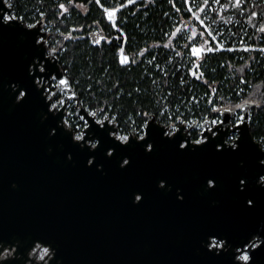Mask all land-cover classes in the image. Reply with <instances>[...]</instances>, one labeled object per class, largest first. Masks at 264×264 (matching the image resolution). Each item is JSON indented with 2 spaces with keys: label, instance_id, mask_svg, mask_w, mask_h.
<instances>
[{
  "label": "snow or ice",
  "instance_id": "snow-or-ice-1",
  "mask_svg": "<svg viewBox=\"0 0 264 264\" xmlns=\"http://www.w3.org/2000/svg\"><path fill=\"white\" fill-rule=\"evenodd\" d=\"M91 3L92 0H89ZM95 5L101 11V18L92 23L99 26L106 22L110 30H115L118 35L113 37L110 33L107 36H101L99 39H93L92 43L100 44L103 40L112 44L118 41L115 48L114 59L121 66L135 64V55H143L148 52V48L139 50V53L129 57L126 54L124 45L127 43V34L120 25V13L129 5L135 4L136 0H94ZM175 8L176 12L181 9L176 7L173 0H168ZM220 4V0H213ZM184 6L189 13V19L197 22L188 24L183 22V26L173 25L170 32H165L167 43L162 44L164 48H172L178 57H187V64L178 65L185 67L186 73L194 81H201L208 86L209 91L205 93L208 99L209 109L214 118L210 120L211 128L207 129V134L198 136L195 140L188 136L181 137L176 123L168 124L169 131L163 128H156L150 124L148 119L143 123L133 126L127 132H119L116 127L109 128L106 125L115 124L116 115H109L105 108H111V104L102 102L99 107L89 106L87 115L94 123L90 124L84 116L79 120L83 124L73 125L70 119L60 112L65 107L63 98L56 99L60 93L52 91L53 87L61 89L62 95L71 99L77 93L72 89V81L67 75L58 71L54 63H46L45 56L51 57L57 52V48L46 47L48 41L41 35V32L47 30L38 27L41 21L36 23H24L25 16L13 14L12 12L0 11V94H5L11 100L16 108H25L38 100L43 111L41 119H51V123L46 129L45 134L52 139L57 136H63L69 145L66 159L71 160L77 152L84 156V163L88 171L103 172L108 165H115L119 173H128L137 165L143 162L157 160L163 150L179 161H186L197 164L194 170L195 180L200 192L206 197L209 208L223 211L225 219L219 223H204L201 226L198 238L197 253L203 258L202 264H264V136L257 142H253L252 137L247 135L248 125L252 122L249 113H237V109H244L248 105L261 107V102L256 99H245L235 103L230 107L223 105L217 106L212 100L217 88L212 87L206 78L205 62L209 54L216 52H235L242 50L248 52L253 50V46L240 41L242 48L226 46V44L217 39L222 35L218 30L214 32L211 25L206 24L200 14L205 13L209 0H202L197 3L196 0H183ZM242 0H229L228 4L220 5L222 8L233 7L239 9ZM3 5L8 9L14 7L12 0H3ZM0 5V8L3 7ZM83 8L82 4H75L74 0H67V3L61 2L56 5L63 16L69 13L70 8ZM41 19L46 18L44 12L39 13ZM167 15V13H165ZM253 16L256 13H252ZM19 21V23L17 22ZM85 26L73 28L72 31H79ZM260 33H264V24L259 28ZM17 35L19 39H16ZM63 35V33H61ZM95 36V33L92 34ZM202 39L201 42H198ZM175 41H183L176 45ZM179 47L182 50H176ZM61 51H66L63 47ZM264 53V47L258 49ZM15 61V71H12V62ZM156 60L153 56L148 61L152 64ZM160 68L159 64L155 65ZM223 67V65H221ZM161 71H164L161 69ZM216 69H211L215 72ZM240 71H243L241 69ZM67 72V68L64 69ZM164 75L168 73L164 71ZM53 81H56L53 85ZM78 85L79 81H75ZM155 83V81H153ZM180 83H185L184 77H180ZM240 83H246L243 76L240 77ZM119 81L113 84L117 88ZM92 84L88 89H92ZM137 92L140 89H136ZM121 90L117 89V97ZM243 92L240 89L236 92L239 96ZM131 95V93H129ZM171 92H169V96ZM196 102L195 97H190ZM223 97H221V100ZM67 111V109H65ZM72 113H69V116ZM137 116H148L147 112L136 113ZM99 116V118H98ZM181 125H187L193 128L197 125V120H192L190 124L181 116L175 118ZM57 121L59 123H57ZM135 125V121H132ZM97 125L99 127H97ZM241 125L244 127L241 128ZM86 129L83 131L81 129ZM249 154H254L255 164L249 160ZM92 157L93 159H88ZM206 157V158H201ZM187 158V159H186ZM201 161H207L200 163ZM227 166L229 172L226 176L223 166ZM150 183L156 193L172 197V202L183 207L188 200V191L183 183L175 182L173 172L166 168H154L149 173ZM228 189L227 202L218 198L226 187ZM124 197L127 202L136 208L142 207L148 198V193L142 187L129 185L125 188ZM40 240L35 244L34 252H42L40 256L43 262L45 257L51 259V264H57L55 257L57 248L50 242L36 237ZM2 240V236H0ZM34 241L29 242V247ZM42 244H48L47 247H41ZM10 247V245H9ZM51 249V252H50ZM0 245V251H4Z\"/></svg>",
  "mask_w": 264,
  "mask_h": 264
},
{
  "label": "water",
  "instance_id": "water-1",
  "mask_svg": "<svg viewBox=\"0 0 264 264\" xmlns=\"http://www.w3.org/2000/svg\"><path fill=\"white\" fill-rule=\"evenodd\" d=\"M0 5H3V0H0ZM0 11L13 12V9L3 5ZM40 21L38 27L44 28L45 18ZM40 34L45 37L46 32ZM16 39H19L18 35ZM46 47L50 50L49 42ZM45 62L54 63L60 73L67 75L57 52L51 57L46 55ZM12 71H15L14 60ZM62 91L55 89L57 93ZM71 91L77 93L73 84L69 96ZM63 98L65 107L60 112L66 115L68 101L76 100L77 115H83L90 124L94 123L87 115V109L80 105L78 93L71 99ZM254 107L248 105L241 110L250 114ZM42 111L38 100L21 109L16 108L7 95L0 94V245L4 249L9 245V248L15 247L14 255L0 258V264H28V261L32 264H51V259L45 263L30 257V250L41 242L36 237L56 246L57 255L53 258L57 264H180L178 261L185 259V255L192 261L196 259L192 252L162 251L155 245L147 247L149 243L143 239L146 235H137L134 229H187L191 231L185 236L188 242L198 243L204 223L224 221L225 213L209 208L208 198L199 190L194 174L197 164L179 161L165 149L157 160L148 162L150 166H141V161L136 171L122 174L114 164L108 165L103 172L99 171L100 165L97 171H88L84 156L79 152L70 161L66 159L69 147L66 138L57 136L52 139L45 134V129L53 121L42 120ZM149 123L166 131L155 114L151 115ZM106 125L117 128L115 124L106 122ZM210 125L209 120L205 121L207 129ZM206 134L207 130L203 135ZM179 135H189L184 131V125L180 126ZM247 135L252 137L253 142L258 141L252 133L251 124L248 125ZM249 160L255 164L254 154H249ZM154 168L172 171L174 183L182 182L190 196L201 199L203 205L199 203L197 212L193 211L180 223L166 214L161 225H155L158 219L153 218L154 222H151L149 216L137 212V226L134 224L132 206L124 197L127 186L144 188L148 193L147 199L172 198L170 194L163 195L153 190L149 173ZM223 168L227 176L229 169L226 165ZM218 198L227 202V185ZM31 241L34 243L29 247Z\"/></svg>",
  "mask_w": 264,
  "mask_h": 264
},
{
  "label": "trees",
  "instance_id": "trees-1",
  "mask_svg": "<svg viewBox=\"0 0 264 264\" xmlns=\"http://www.w3.org/2000/svg\"><path fill=\"white\" fill-rule=\"evenodd\" d=\"M223 1L229 3V0ZM12 2L15 14L25 16V23L35 21L38 15L34 12L37 9L46 14L49 25L45 38L51 48H57L62 68H67V76L73 82L80 100L88 108L99 107L98 102L111 104L112 107H106L105 110L110 116L115 114L125 128L132 127V121H135L133 126L140 125L152 114L161 119L163 117L161 111L166 105H169L174 113H180L179 110H182L184 114L202 115L208 110V99L204 96L209 91L208 86L201 81H194L187 75L185 67H177L187 64V57H178L172 48L161 46L167 43L164 33L170 32L173 25L182 27L184 21L190 25L197 23L189 19L183 0H173L176 7L181 9L180 12H176L168 0H137L135 4L121 11L120 25L127 34L126 52L133 57L140 49L148 48V52L143 55L134 56L137 61L135 64L126 67L114 59L118 41L112 44L103 40L98 45L92 43L93 39H99L109 33L113 37L118 35L115 30L107 27L106 22L99 26L92 23L101 18V11L94 0L91 3L89 0H74L75 4H82L84 7L69 6V13L63 16L59 15L61 10L56 5L61 2L67 3V0H12ZM101 2L104 3V0ZM196 2L201 3L202 0ZM216 10L211 12L206 9V12L200 15L211 25L214 32L218 30L222 33L218 40L224 42L226 46H231L244 38L250 41L251 45L264 46V33L259 32L261 24H264V0H242L239 9L228 7ZM252 13L256 15L253 16ZM231 16L240 17L241 20L231 22ZM220 22L228 23L230 26L226 25V30L221 31L216 27ZM245 22H248L247 26ZM80 25L85 27L79 31H72ZM230 27L233 30H230ZM174 43L180 45L183 41ZM61 47L66 51H61ZM176 50L182 49L177 47ZM153 56L156 60L149 64L148 61ZM156 64H159L160 68H157ZM205 68L209 82L215 81L212 87L217 88L215 100L218 106L234 105L250 98L261 102V107L252 108L250 124L256 140L264 136V53L258 49L249 52L239 50L212 53L205 62ZM213 68L216 69L215 72H211ZM161 69L168 75L165 76ZM241 69L243 71H240ZM181 76L185 81L183 85L180 83ZM241 76L246 83H240ZM75 81H79V84L77 85ZM117 81L119 85L113 88ZM89 84L93 86L91 90L88 89ZM241 87L245 90L239 97L236 92ZM117 89L121 90L119 97L116 95ZM136 89L140 91L137 92ZM190 97H195L196 102ZM137 112H147L148 116H137Z\"/></svg>",
  "mask_w": 264,
  "mask_h": 264
},
{
  "label": "flooded vegetation",
  "instance_id": "flooded-vegetation-1",
  "mask_svg": "<svg viewBox=\"0 0 264 264\" xmlns=\"http://www.w3.org/2000/svg\"><path fill=\"white\" fill-rule=\"evenodd\" d=\"M55 92V91H54ZM60 95H57L55 98L60 99L64 96L62 95V92H58ZM80 105L88 109V106L84 105L82 101L80 100ZM77 101L76 100H70L67 104V111H66V117L70 119V122L75 125L76 123L83 124V121L79 120V117L77 115ZM69 113H72V115L69 116ZM83 116V115H81ZM85 118V117H84ZM99 118V117H98ZM86 119V118H85ZM87 120V119H86ZM115 125L118 128V131L123 133L130 130V127L125 128L122 123L116 118ZM85 131V129H81ZM141 166H150L148 162H141ZM136 171V168L133 169ZM182 183V182H179ZM198 199V202H197ZM203 205L201 199L198 196H190L188 194V200L186 204L183 207L177 206L172 202V198L169 199H147L142 207L132 208V213L134 214L133 220L134 224L137 226V222L135 219V214L143 213L146 216L150 217V221H153L154 219H158L159 221L155 225H161L163 224L165 220L166 214L170 215L171 220H173L176 223H180L185 218H188L190 214L193 211L197 212L198 206ZM134 232L137 235H146L145 242L149 243L147 247H152V245L156 246V249L158 250H169V251H180L183 253H190L192 252L195 256V262L190 260V257H187L185 255V259L179 260L178 262L180 264H202L203 258L200 257L197 253V247L198 243H190L188 242L189 239H186L185 236L191 234V231L187 229H164L162 227H150L148 229L143 228H135Z\"/></svg>",
  "mask_w": 264,
  "mask_h": 264
},
{
  "label": "built area",
  "instance_id": "built-area-1",
  "mask_svg": "<svg viewBox=\"0 0 264 264\" xmlns=\"http://www.w3.org/2000/svg\"><path fill=\"white\" fill-rule=\"evenodd\" d=\"M207 10L211 11V12L216 10V3H214L213 0H211V3L207 6ZM40 12H41V10L37 9V12L35 14H37L38 16H37V18L35 19V21L33 23H36L37 20H41V17L39 15ZM45 20H46V18H45ZM234 21L235 20H231V22H234ZM205 23L208 24L206 21H205ZM48 25L49 24H48V22L46 20V22L44 23V26H43L44 29L48 28ZM228 25L230 26V24H228ZM230 30H233L232 27H230ZM217 39H218V37H217ZM242 40L246 44H250V41L248 42L244 38H242ZM240 41H239V43L234 42L233 45H231V46H234V47H236L238 49L242 48V45L240 44ZM252 46H253V49H259L261 47H264V46H260V45H256V44H254ZM124 47H125V45H124ZM126 54L130 57V55L127 52H126ZM240 89H243V92L245 90L243 87H241ZM243 92L240 93L239 97L242 96ZM211 98L215 102V104L218 106V104L216 103V100H215V96H212ZM197 102H198V100H197ZM207 106H208V109H209V107H210L209 104H207ZM223 106H226V105H223ZM230 106H232V105H230ZM251 110H250V115L252 117ZM179 111H180V113L179 112L178 113H174L173 111L170 110L169 105H166L164 107V109L161 111V115L163 117H161V119L158 118V120L164 125V127L166 128V131L170 130L167 127V125L171 124L173 122L176 123L177 129L178 130L180 129L181 124L175 119L177 116H181L183 119H185L188 122V124H190L192 120H197L198 123L193 128H189V127H187V125H184V131H186L188 134H190V137H191L192 140H195L196 138H198V136H203L204 131L207 130V127L205 126V121H207V120L210 121L211 119L214 118V116H212V113L210 111H208V110L206 112H204L202 115H195V114H188V113L184 114L185 113L184 111H182V110H179ZM241 112H243L241 109L237 110L238 114L241 113ZM150 118H151V116H148L146 119H148V121H149ZM132 127H133V125H132ZM211 127H212V125H210L209 128H211ZM37 244H39V243H37ZM41 247H47V246L42 244ZM33 248L30 250V253H29L30 257L32 259H34L35 261L42 262L40 260V256L44 255V254L42 252H34ZM14 251H15V247H13V248L6 247L5 250L2 251V253L0 255V258L11 257V256L14 255ZM50 252H51V249H50ZM48 260L49 259L47 257H45V260L43 262L47 263ZM28 264H32V263L30 261H28Z\"/></svg>",
  "mask_w": 264,
  "mask_h": 264
},
{
  "label": "rangeland",
  "instance_id": "rangeland-1",
  "mask_svg": "<svg viewBox=\"0 0 264 264\" xmlns=\"http://www.w3.org/2000/svg\"><path fill=\"white\" fill-rule=\"evenodd\" d=\"M224 4H227L226 2H224L223 0H220V4H216V11H220V10H223V9H225V8H222L220 5H224ZM36 12H37V10H36ZM36 12H34V14L36 13ZM13 14H15V12H14V10H13V12H12ZM230 20H241V18L240 17H236V16H231V18H230ZM247 21H248V19H246ZM220 21H222V20H220ZM218 22V21H217ZM33 23V22H32ZM245 24H246V26L248 25V22H245ZM226 25H228V23H222V22H220V23H218V24H216V27H217V29H219V30H226ZM46 30H47V28H46ZM53 83V85H55V83H56V81H53L52 82ZM55 87H53V89H52V91H55ZM64 99V98H63ZM252 114V113H251ZM99 117V116H98Z\"/></svg>",
  "mask_w": 264,
  "mask_h": 264
}]
</instances>
